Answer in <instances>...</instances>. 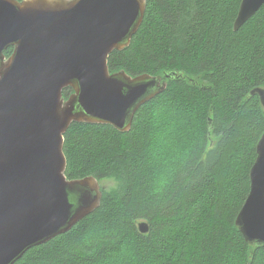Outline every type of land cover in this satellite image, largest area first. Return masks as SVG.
Here are the masks:
<instances>
[{"label": "trees", "instance_id": "1", "mask_svg": "<svg viewBox=\"0 0 264 264\" xmlns=\"http://www.w3.org/2000/svg\"><path fill=\"white\" fill-rule=\"evenodd\" d=\"M146 1L131 44L110 54V71L175 75L129 131L72 123L67 178L116 186L15 264H264V246L247 242L236 223L264 133V107L251 94L264 88V5L234 30L242 0Z\"/></svg>", "mask_w": 264, "mask_h": 264}, {"label": "water", "instance_id": "2", "mask_svg": "<svg viewBox=\"0 0 264 264\" xmlns=\"http://www.w3.org/2000/svg\"><path fill=\"white\" fill-rule=\"evenodd\" d=\"M263 5L242 0L234 30ZM146 8V0H0V264H15L99 208L98 179L66 175L72 123L129 131L137 110L168 88L175 73L132 76L108 65L112 52L131 44ZM251 94L264 107V88ZM256 150L236 223L247 242L264 246V207L253 197L251 177L264 159V133ZM139 229L148 233L150 225L140 222Z\"/></svg>", "mask_w": 264, "mask_h": 264}, {"label": "snow or ice", "instance_id": "3", "mask_svg": "<svg viewBox=\"0 0 264 264\" xmlns=\"http://www.w3.org/2000/svg\"><path fill=\"white\" fill-rule=\"evenodd\" d=\"M254 199L264 207V159L256 162L251 173Z\"/></svg>", "mask_w": 264, "mask_h": 264}, {"label": "rangeland", "instance_id": "4", "mask_svg": "<svg viewBox=\"0 0 264 264\" xmlns=\"http://www.w3.org/2000/svg\"><path fill=\"white\" fill-rule=\"evenodd\" d=\"M103 189L111 190L116 186V181L114 179H106L100 182Z\"/></svg>", "mask_w": 264, "mask_h": 264}, {"label": "bare ground", "instance_id": "5", "mask_svg": "<svg viewBox=\"0 0 264 264\" xmlns=\"http://www.w3.org/2000/svg\"><path fill=\"white\" fill-rule=\"evenodd\" d=\"M138 32V31H137ZM138 111V110H137Z\"/></svg>", "mask_w": 264, "mask_h": 264}]
</instances>
